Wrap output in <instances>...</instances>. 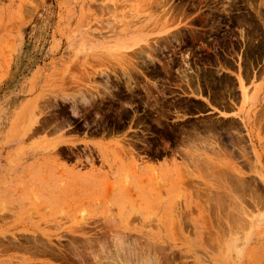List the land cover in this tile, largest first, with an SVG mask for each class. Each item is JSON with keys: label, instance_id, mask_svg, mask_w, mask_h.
Instances as JSON below:
<instances>
[{"label": "rangeland", "instance_id": "obj_1", "mask_svg": "<svg viewBox=\"0 0 264 264\" xmlns=\"http://www.w3.org/2000/svg\"><path fill=\"white\" fill-rule=\"evenodd\" d=\"M149 259L264 264V0H0V264Z\"/></svg>", "mask_w": 264, "mask_h": 264}, {"label": "flooded vegetation", "instance_id": "obj_2", "mask_svg": "<svg viewBox=\"0 0 264 264\" xmlns=\"http://www.w3.org/2000/svg\"><path fill=\"white\" fill-rule=\"evenodd\" d=\"M119 78V76H118ZM113 79H117L115 76H113V78H110V80ZM121 80V79H120ZM122 81V80H121ZM108 84H111L112 87H110L111 93H110V97L106 98L103 97L102 100L100 101V111L96 113V115L99 117L96 121L93 122H89L87 119H82L79 118L78 120H76L74 123H72V125H76V126H87V127H91L92 125H94L93 128H108L111 126H114L116 124L119 123H124L127 122L126 124H128V122H133V118L135 117V115H139V114H146V112L143 111H139L138 107H133L134 105L138 104L137 101H127L129 99H123L122 97H127L133 99L134 97H132V95L129 97V93H131L134 90V83H132L133 86L130 87V83H128L127 80H124L122 85L123 88L118 87V85L112 84L111 82H107ZM142 84V83H141ZM144 84V83H143ZM146 85V84H145ZM143 85L142 89H143V93H138V92H132L134 94H136L137 97H139L140 95H147V86ZM115 90V92H113ZM146 100H148V98H146ZM109 101V102H107ZM142 101L145 104V99L142 98ZM123 102L126 105V108L124 109V111L119 112V110L121 109L120 105L118 103ZM144 109V108H142ZM109 112L114 113V115L109 114ZM109 115H108V114ZM147 115V114H146ZM148 117V115H147ZM112 118H114L112 120ZM81 119L83 121H81ZM92 128V129H93ZM136 127H133L132 129H135Z\"/></svg>", "mask_w": 264, "mask_h": 264}, {"label": "bare ground", "instance_id": "obj_3", "mask_svg": "<svg viewBox=\"0 0 264 264\" xmlns=\"http://www.w3.org/2000/svg\"><path fill=\"white\" fill-rule=\"evenodd\" d=\"M152 48H153V47H152ZM146 55L148 56V58H149L150 60H153V58H152L150 52H147ZM132 66H133V65H132ZM132 68H133L132 70H134V69L137 70L136 67H132ZM189 69H190V67H189ZM126 70H127V69H126ZM128 70H129V69H128ZM190 70H191V69H190ZM182 71H183V70H182ZM187 71H188V70H187ZM194 71H195V70H194ZM132 72L134 73V71H132ZM185 73H186V72H185ZM185 73H184V74H185ZM125 74H126V76H127V81H128V83H130V84H129L130 87L133 86V85H132V83H133L132 81H134V80H133V75H132L131 72H129V71H126ZM125 74H124V76H125ZM136 74H137V73H136ZM184 74H183V75H184ZM108 76H109V75H108ZM187 76H188V75H187ZM189 76H190V75H189ZM183 77H184V76H183ZM109 78H110V77H109ZM187 78H188V77H187ZM186 80H187V79H186ZM106 82H107V81H106ZM131 82H132V83H131ZM149 82H150V81H149ZM146 83H147V82H146ZM154 83L156 84V82H153L152 85L155 86ZM108 85H109V84L106 83V84L103 86V88L105 89V91H106L107 94H108V93H111V92H110V89L108 88ZM142 87H143V86H142ZM131 88H132V87H131ZM132 89H133V88H132ZM198 94H199V93H198ZM95 96H96V95H95ZM90 97H91V96H90ZM92 97H93V95H92ZM87 99H88V98H86L85 100L87 101ZM86 101H85V102H86ZM90 101H92V100L89 98V99H88V103H89ZM86 103H87V102H86ZM205 121H206V120H205ZM187 144H188V143H187ZM216 172H217V171H216ZM219 199H220V198H219ZM108 256H109V255H108ZM150 259H151V258H150ZM150 259H149V260H150ZM154 259H156V258H154ZM151 260H152V259H151ZM151 260H150V264H151V262H153V261H151ZM153 263H154V262H153ZM154 264H155V263H154Z\"/></svg>", "mask_w": 264, "mask_h": 264}, {"label": "crops", "instance_id": "obj_4", "mask_svg": "<svg viewBox=\"0 0 264 264\" xmlns=\"http://www.w3.org/2000/svg\"><path fill=\"white\" fill-rule=\"evenodd\" d=\"M221 110H224V111H227V112L235 111V110H225V109H221ZM236 111H237V110H236Z\"/></svg>", "mask_w": 264, "mask_h": 264}]
</instances>
